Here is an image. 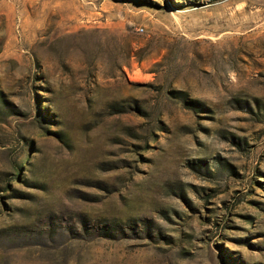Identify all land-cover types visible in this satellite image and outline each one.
I'll return each mask as SVG.
<instances>
[{"label":"rangeland","instance_id":"374dc122","mask_svg":"<svg viewBox=\"0 0 264 264\" xmlns=\"http://www.w3.org/2000/svg\"><path fill=\"white\" fill-rule=\"evenodd\" d=\"M0 264H264V0H0Z\"/></svg>","mask_w":264,"mask_h":264},{"label":"built area","instance_id":"2783aa9c","mask_svg":"<svg viewBox=\"0 0 264 264\" xmlns=\"http://www.w3.org/2000/svg\"><path fill=\"white\" fill-rule=\"evenodd\" d=\"M140 31H143L142 29Z\"/></svg>","mask_w":264,"mask_h":264}]
</instances>
